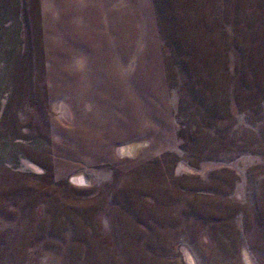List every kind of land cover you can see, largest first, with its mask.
<instances>
[{"label": "rangeland", "instance_id": "1", "mask_svg": "<svg viewBox=\"0 0 264 264\" xmlns=\"http://www.w3.org/2000/svg\"><path fill=\"white\" fill-rule=\"evenodd\" d=\"M0 264H264V0H0Z\"/></svg>", "mask_w": 264, "mask_h": 264}, {"label": "bare ground", "instance_id": "2", "mask_svg": "<svg viewBox=\"0 0 264 264\" xmlns=\"http://www.w3.org/2000/svg\"><path fill=\"white\" fill-rule=\"evenodd\" d=\"M77 181H79V183H83L84 182V180L82 178H80V177H79V179Z\"/></svg>", "mask_w": 264, "mask_h": 264}]
</instances>
